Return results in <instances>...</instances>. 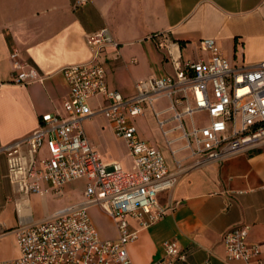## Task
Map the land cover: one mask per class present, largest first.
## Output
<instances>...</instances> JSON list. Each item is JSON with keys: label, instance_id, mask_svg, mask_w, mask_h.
Listing matches in <instances>:
<instances>
[{"label": "crops", "instance_id": "1", "mask_svg": "<svg viewBox=\"0 0 264 264\" xmlns=\"http://www.w3.org/2000/svg\"><path fill=\"white\" fill-rule=\"evenodd\" d=\"M76 1L0 0V146L29 135L45 113L66 115L69 85L61 69L90 60L87 35L104 27L120 43L119 54L104 59L108 87L125 96L136 94L140 80L175 72L166 52L151 38L155 34L169 33L184 60L208 56L199 44L206 37L215 38L233 63L264 60V0H86L78 7ZM13 47L38 68L44 81L28 85L12 81ZM104 102L103 96L89 100L92 108ZM168 104L166 97L157 99L133 122L138 135L159 147L174 170L154 113ZM83 127L106 160L132 169L127 145L116 136L108 118L97 114L86 119ZM191 162L184 161L189 165L173 189L158 194L160 204L171 209L151 226L139 229L137 239L128 245L133 264L162 260L168 240L176 241L184 255L173 264H226L222 235L240 224L250 226L248 240L259 244L264 253V145L221 162L195 166ZM7 171V158L1 155L0 259L13 260L20 255L14 232L20 223L43 220L84 199L85 181H72L58 194H22L9 181ZM90 216L103 239L118 237L115 222L100 208H90ZM128 220L131 229L139 228L136 219Z\"/></svg>", "mask_w": 264, "mask_h": 264}, {"label": "built area", "instance_id": "2", "mask_svg": "<svg viewBox=\"0 0 264 264\" xmlns=\"http://www.w3.org/2000/svg\"><path fill=\"white\" fill-rule=\"evenodd\" d=\"M85 2L77 0L75 6ZM151 38L166 52L174 74L138 81L132 96L110 89L104 59L119 54L120 43L104 27L87 35L90 60L61 69L69 85L66 115L45 113L29 135L0 146V156L7 158L8 179L22 194H58L72 181H85L81 201L43 220L22 221L14 230L19 257L0 259V264H133L128 245L137 239L139 229L151 226L171 209L160 204L158 194L177 185L189 165L184 161L192 160L191 166L221 162L264 145V60L233 63L213 37L199 43L207 57L184 60L169 33ZM10 61L14 83L44 81L45 76L23 58L18 47L11 49ZM97 96L105 102L92 108L89 100ZM162 97L169 104L154 113L175 159L174 170L159 147L138 135L133 122L146 105L153 107ZM164 113L170 115L162 117ZM97 114L108 118L116 136L125 141L134 161L132 169L106 160L86 137L83 123ZM92 207L113 219L117 238L100 236L90 216ZM128 217L137 220L138 229L130 228ZM249 230V225L240 224L223 233L226 264H264L260 245L248 240ZM164 248L165 257L152 264H173L184 258L176 241H165Z\"/></svg>", "mask_w": 264, "mask_h": 264}, {"label": "rangeland", "instance_id": "3", "mask_svg": "<svg viewBox=\"0 0 264 264\" xmlns=\"http://www.w3.org/2000/svg\"><path fill=\"white\" fill-rule=\"evenodd\" d=\"M196 120H198L199 119V115H197L196 117ZM187 121V120H186ZM178 133H176L175 135H177ZM163 137H164V139H163V142H164V147H166V149H168L169 151H170V146H169V144H168V140H167V137H165L164 135H163ZM171 153V152H170ZM172 155V154H171ZM172 160L174 161V164H175V159L173 158V156H172ZM176 165V164H175ZM77 183H79L80 185H79V187L82 185V183L81 182H77ZM76 183V184H77ZM82 189H83V187H82ZM81 192V191H80ZM81 201V200H80Z\"/></svg>", "mask_w": 264, "mask_h": 264}]
</instances>
